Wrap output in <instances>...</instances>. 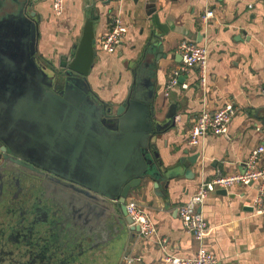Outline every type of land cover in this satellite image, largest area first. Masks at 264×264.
Returning a JSON list of instances; mask_svg holds the SVG:
<instances>
[{
    "label": "crops",
    "instance_id": "0c3cea01",
    "mask_svg": "<svg viewBox=\"0 0 264 264\" xmlns=\"http://www.w3.org/2000/svg\"><path fill=\"white\" fill-rule=\"evenodd\" d=\"M207 5L214 17L204 25L201 16ZM148 6L168 27L166 33L154 26ZM92 10L98 16L93 23L96 56L86 80L91 94L103 104L117 108L127 98L151 29L158 36L155 53L159 54L157 47L163 48L154 64L150 107L160 129L150 147L158 167L172 173L158 191L145 181L131 191L126 204H135L148 216L157 238L167 240L168 254L191 258L197 243L184 231L178 208L201 183L241 174L251 152L264 146V0H63L59 17L52 12L51 0H39L30 9L36 24L35 58L51 67H58L61 57L71 58ZM112 13L120 14L127 31L115 52L107 54L99 43ZM181 41L206 46L207 85L204 89L198 85L194 68L183 73L179 85L165 96L169 73L181 62L177 53ZM226 103L237 108L227 134H209L197 146H189L188 133L199 113L214 112ZM173 111L175 117L166 119ZM59 122L55 120L54 126ZM259 166H264V153ZM187 171L191 174L186 176ZM221 190L209 192L201 208L208 226L205 248L216 264H264V215H255L250 207L255 185L235 184L226 194ZM154 240L138 234L128 246L125 264H166Z\"/></svg>",
    "mask_w": 264,
    "mask_h": 264
},
{
    "label": "water",
    "instance_id": "95a60500",
    "mask_svg": "<svg viewBox=\"0 0 264 264\" xmlns=\"http://www.w3.org/2000/svg\"><path fill=\"white\" fill-rule=\"evenodd\" d=\"M37 1L0 0V187L6 186L0 264H125L139 234L127 214L128 196L145 181L158 191L172 173L158 167L150 147L160 129L150 107L163 48L155 53L158 36L151 29L127 98L117 108L103 104L86 80L96 56L95 10L71 58L51 67L34 55L30 9ZM147 9L166 33L152 6ZM174 117V111L166 115ZM19 182V197L7 202Z\"/></svg>",
    "mask_w": 264,
    "mask_h": 264
},
{
    "label": "built area",
    "instance_id": "2783aa9c",
    "mask_svg": "<svg viewBox=\"0 0 264 264\" xmlns=\"http://www.w3.org/2000/svg\"><path fill=\"white\" fill-rule=\"evenodd\" d=\"M111 2H121V0H107ZM52 12L55 17L61 16L63 12V0H51ZM213 12L208 5L203 11L201 21L207 25L213 19ZM107 32L102 36L99 48L107 53L113 54L121 45L122 39L126 34L127 28L122 21L119 13L109 15ZM264 52V51H263ZM177 53L181 59L180 64L171 70L164 87V95L179 85V78L187 71L197 68L199 72V86L204 89L207 85V49L204 45L191 44L181 41L177 48ZM261 94L264 96V81L262 83ZM182 89L186 85H181ZM237 114V108L231 103H226L214 112L202 110L188 133V145L197 146L207 135L225 136L231 119ZM264 153V146L259 145L249 155L244 163V171L234 176H218L199 185L196 192L178 208V216L184 231L191 235L197 243V250L191 258H181L167 251V240L157 238L154 225L148 216L136 207L135 204H126L128 216L139 228V235L144 239L154 238L155 243L164 252V263L166 264H216L215 257L204 246V239L207 234L208 226L201 213V208L209 192L215 189L228 190L235 184L248 186L254 184L256 196L251 204L252 211L257 216L264 215V166H259L261 156Z\"/></svg>",
    "mask_w": 264,
    "mask_h": 264
},
{
    "label": "flooded vegetation",
    "instance_id": "af4514ba",
    "mask_svg": "<svg viewBox=\"0 0 264 264\" xmlns=\"http://www.w3.org/2000/svg\"><path fill=\"white\" fill-rule=\"evenodd\" d=\"M12 184H16L18 187H12L11 189L8 190V197H7V202L9 203H14V199L13 197L16 195L19 197V191L22 189L21 185H23L22 182H19V183H12ZM15 185V186H16ZM1 186V185H0ZM6 186H3L2 188L0 187V197H2V199H5V195H3V192L5 190ZM11 190V191H10ZM8 209H10V205H4V211H7Z\"/></svg>",
    "mask_w": 264,
    "mask_h": 264
}]
</instances>
